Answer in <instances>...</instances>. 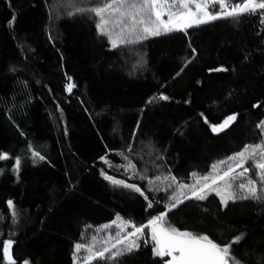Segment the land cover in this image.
Here are the masks:
<instances>
[{"label":"trees","instance_id":"obj_1","mask_svg":"<svg viewBox=\"0 0 264 264\" xmlns=\"http://www.w3.org/2000/svg\"><path fill=\"white\" fill-rule=\"evenodd\" d=\"M77 2L91 7L108 0ZM53 3L0 0V153L7 154L0 160V264H8L2 258L8 239L16 264H74V245L118 216L139 226L160 211L181 231L229 244L239 263L264 264V185L252 162L234 184L256 180L260 199L224 207L211 193L204 201L165 207L179 183H193L192 173L214 174V164L216 171L227 169L233 163L227 158L244 145L264 142V127H257L264 120L261 15L219 19L113 49L98 33L94 14L68 9L73 16L58 18ZM216 68L226 71H209ZM68 83L75 84L71 92ZM233 113L237 120L229 128L212 132ZM135 123L132 149L110 150L108 129L118 126L126 137ZM29 145L45 159L33 157ZM102 172L137 185L144 196ZM167 176L177 184L167 188ZM144 241L106 264H163Z\"/></svg>","mask_w":264,"mask_h":264},{"label":"snow or ice","instance_id":"obj_2","mask_svg":"<svg viewBox=\"0 0 264 264\" xmlns=\"http://www.w3.org/2000/svg\"><path fill=\"white\" fill-rule=\"evenodd\" d=\"M66 9H74L78 14H94L98 18L95 27L102 36L106 37L113 49L128 45H140L150 37H160L173 32H184L188 29L208 24L219 19H232L239 21L242 16L259 13L261 22L264 23V0H242V2L229 3L228 0H108L103 4H96L91 7H81L77 0H67L64 5ZM73 16L72 11L67 12ZM195 53V49H192ZM183 71V68L181 69ZM209 71H226L223 68L209 69ZM180 73L178 72L177 75ZM71 81V77L68 78ZM75 84L68 83L65 90L71 92ZM159 99L168 100L167 95L161 94ZM253 107H258L253 105ZM238 114L227 115L220 123L212 125V132L218 133L229 128L237 120ZM207 123V120H205ZM264 126V120L257 127ZM23 135V133H21ZM33 157L43 161L45 157L39 151L32 149ZM6 153H0V160L6 159ZM105 163V157H100ZM232 161L226 171H216L217 165H213L214 174L197 177L192 184L179 183L176 190L167 199L173 201L165 205L168 211L175 209L184 200L195 198L197 201H204L211 193L219 197L220 204L224 207L229 201L245 199H260L257 189V182L253 179H246V182L234 184L238 177H245L250 171L246 163L252 162L257 170L256 175L260 183L264 185V143L244 145L241 151L234 153L227 158ZM35 163V160L33 161ZM221 164L224 161L220 162ZM21 165L20 157H16L14 169L19 170ZM129 168H135L129 163ZM242 169L241 172H236ZM105 180L114 185H120L135 193L144 196V192L135 184H128L111 176L101 173ZM194 177L196 173H192ZM156 179H161L157 177ZM167 181V188L177 184L176 177H163ZM151 184L152 181L149 180ZM239 193L242 194H238ZM147 199V197H145ZM8 207L13 208V202L7 201ZM149 209L153 204L147 205ZM166 211H160L158 215H152L146 224L136 226L131 221H125L117 217L112 223L117 226L115 236H108L102 241L93 238L90 244L76 243L74 248L79 252L82 248L87 251L83 257V264H106L109 259L115 260L125 254H131L141 247V238L145 230H150L152 241V254L156 257L167 258L163 264H230V245L214 242L207 235H197L191 231H181L177 227L166 222ZM15 215V213H13ZM131 227V231L125 229ZM108 228V225L104 226ZM243 234L234 237L233 243L239 242ZM99 243L100 247L96 244ZM144 243H147L145 240ZM13 244L11 239L3 241V260L8 264H16L10 254ZM119 246V247H118ZM115 249V251H113ZM76 252L73 253V261L77 260ZM24 264H28L25 261Z\"/></svg>","mask_w":264,"mask_h":264},{"label":"rangeland","instance_id":"obj_3","mask_svg":"<svg viewBox=\"0 0 264 264\" xmlns=\"http://www.w3.org/2000/svg\"><path fill=\"white\" fill-rule=\"evenodd\" d=\"M66 1L67 0H54L55 3H53V4L57 5V7H56V9H54V11L58 12L56 17L59 18V17L64 16V15L68 16L67 15V10L68 9H66L64 7ZM76 14H78V13H76ZM110 47H111V45H110ZM135 129H136V123H135V125H133V127H132L131 131L129 132V134L125 137L123 132L121 131V129L118 126L114 127V125H113L112 128L108 129V133H107V135H108L107 136L108 148L110 150H116V151H125V152L130 151L132 149V146H133ZM263 131H264V128H263ZM226 170L227 169H224L222 171L218 170V171L222 173L223 171H226ZM241 171H242V169H237L236 170L237 173L241 172ZM196 178L197 177H195L193 179V183H194ZM116 221H117V223H119L118 220H116ZM166 222L168 223L167 220H166ZM117 230H118L117 226L114 225V224H111V225L108 226V228H105V229H103L101 231H96V233H94L93 236L90 237L89 241H87L85 243V245L92 243L94 237L96 238L97 241H102L104 238H106L108 236H115V233H116ZM131 230L132 229L129 226L128 228L125 229V232L131 231ZM141 239L142 240H146L147 239V241L152 245V241L150 239V230L149 229L145 230V235ZM96 246L100 247V244L97 243ZM113 251H115V249H113ZM76 253L78 254L77 258L81 259L77 264H83V257L87 255V251L82 248L79 252H76ZM231 258L232 259L230 261V264H241L238 261H236V259H234L235 257H233L232 255H231Z\"/></svg>","mask_w":264,"mask_h":264},{"label":"flooded vegetation","instance_id":"obj_4","mask_svg":"<svg viewBox=\"0 0 264 264\" xmlns=\"http://www.w3.org/2000/svg\"><path fill=\"white\" fill-rule=\"evenodd\" d=\"M164 259H167V258H164Z\"/></svg>","mask_w":264,"mask_h":264}]
</instances>
